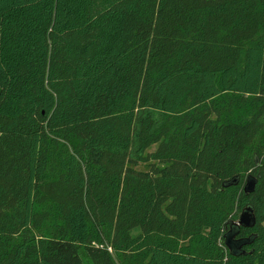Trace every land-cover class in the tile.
I'll return each mask as SVG.
<instances>
[{
	"label": "trees",
	"instance_id": "1",
	"mask_svg": "<svg viewBox=\"0 0 264 264\" xmlns=\"http://www.w3.org/2000/svg\"><path fill=\"white\" fill-rule=\"evenodd\" d=\"M0 264H264V0H0Z\"/></svg>",
	"mask_w": 264,
	"mask_h": 264
},
{
	"label": "water",
	"instance_id": "2",
	"mask_svg": "<svg viewBox=\"0 0 264 264\" xmlns=\"http://www.w3.org/2000/svg\"><path fill=\"white\" fill-rule=\"evenodd\" d=\"M236 179H233L230 182H227L225 186L235 184ZM252 182L249 181L246 185V189L251 188ZM256 223L255 215L253 208L250 206H246L242 209L241 214L237 222H231L229 230L225 233V246L232 254L241 253V247L248 243V239H236L239 228H253Z\"/></svg>",
	"mask_w": 264,
	"mask_h": 264
},
{
	"label": "rangeland",
	"instance_id": "3",
	"mask_svg": "<svg viewBox=\"0 0 264 264\" xmlns=\"http://www.w3.org/2000/svg\"><path fill=\"white\" fill-rule=\"evenodd\" d=\"M155 148H156V146H152V147L149 149V151H153ZM140 168H143V167H140ZM240 214H241V211H239V212L235 215V217L233 218V219H235V220H232V222H234V223L237 222L238 219H239ZM136 233H137V231H134V234H136Z\"/></svg>",
	"mask_w": 264,
	"mask_h": 264
}]
</instances>
